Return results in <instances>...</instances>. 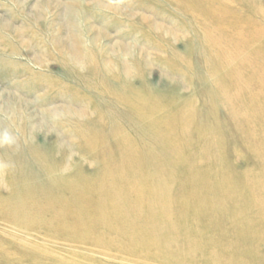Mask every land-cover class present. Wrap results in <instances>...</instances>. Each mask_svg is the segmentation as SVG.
Listing matches in <instances>:
<instances>
[{"label": "rangeland", "instance_id": "rangeland-1", "mask_svg": "<svg viewBox=\"0 0 264 264\" xmlns=\"http://www.w3.org/2000/svg\"><path fill=\"white\" fill-rule=\"evenodd\" d=\"M0 264H264V0H0Z\"/></svg>", "mask_w": 264, "mask_h": 264}]
</instances>
